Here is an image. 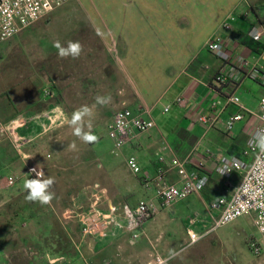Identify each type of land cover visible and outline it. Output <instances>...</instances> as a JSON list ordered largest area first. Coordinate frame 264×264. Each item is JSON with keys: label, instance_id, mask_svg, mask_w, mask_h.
Segmentation results:
<instances>
[{"label": "crops", "instance_id": "0c3cea01", "mask_svg": "<svg viewBox=\"0 0 264 264\" xmlns=\"http://www.w3.org/2000/svg\"><path fill=\"white\" fill-rule=\"evenodd\" d=\"M87 5H83L84 20L90 27V37L97 40L101 52L90 49L82 53L85 60L81 81L76 80L78 61L73 59L74 81L71 86L77 97L82 96L83 102L81 105L68 102L66 108L53 105L49 110L53 116L37 122L32 117L35 123L32 128H11L8 133L0 131V180L5 174L17 177L15 187L4 195V203L27 194L24 182L35 178L31 169L40 165L45 177L55 179L51 188L54 199L49 205L36 202L27 206L22 219V226H38L37 244L83 250V253L67 255L60 264H144L174 248L175 242L172 244L164 234L157 233L154 225L165 209L176 215L178 211L173 209L174 206L185 203L189 208L186 213L188 225L185 226L187 240L184 241L187 246L188 230L200 234L209 229L213 218L219 215V211L208 212L209 203L229 195L239 183L240 174L236 173L232 187L224 186L223 178L215 171L220 158L237 153L242 160L250 161V156H243L247 126L240 133L228 135L220 128L200 125L196 116L207 112L211 101L226 93L237 95L244 88L251 91L249 81L264 84L236 74L230 79L229 86L218 85L215 79L223 65L206 50L208 40L220 32L224 21L235 14L232 29L223 32L226 45L250 60L264 74L261 65L264 49L256 53L241 43V38L255 24L252 7L262 8L264 0H99L98 4L91 2ZM246 12L250 16L243 19L241 15ZM259 14L264 17V8L257 11ZM29 29L32 27L18 36ZM13 38L0 44V51ZM80 85L84 91L82 94L78 93ZM86 89L89 91L85 92ZM98 95L110 96L111 101L98 105L95 102ZM179 97L185 100L183 104L176 102ZM241 103L246 108V104ZM82 106L92 109L90 120L94 134L108 129L114 114L121 109H130L146 120L158 118L159 125L136 135L122 148L127 169L130 158L139 166L147 164L140 149H153L154 157L149 162L154 172H143L148 174V184L142 180L143 174L132 173L133 179L123 177L113 160L94 143H85L75 149L71 147V138L76 137L72 128L68 125L70 128L61 130L59 127L65 125L62 123L64 117L70 119L72 113ZM165 108H169L167 112ZM237 111L235 106L228 107L221 116L222 120ZM16 117V113L4 116L3 125L10 124ZM253 122L255 120H248V124ZM62 135L67 138L66 142L59 140ZM12 138L18 139L20 145L15 147ZM112 152L115 155L113 149ZM89 159L90 162L97 161L98 166H91ZM200 162L205 165L209 176L204 190L168 208H161L155 199L156 191L168 184H180L182 173L196 169ZM95 200L101 210L147 201L154 205V214L144 225V234L135 242L121 232L103 240L84 237L80 231L81 219ZM198 209L204 217L190 213ZM192 219L196 220L194 224H191ZM205 239L190 248L202 246ZM166 258L167 264H221L211 257L181 258L180 262H177L178 258Z\"/></svg>", "mask_w": 264, "mask_h": 264}, {"label": "rangeland", "instance_id": "374dc122", "mask_svg": "<svg viewBox=\"0 0 264 264\" xmlns=\"http://www.w3.org/2000/svg\"><path fill=\"white\" fill-rule=\"evenodd\" d=\"M91 2L98 4L99 0H70L57 10L55 9L56 11L53 10L52 13L49 12L44 15L31 26L32 29L14 37L5 49L0 51V125L4 124L2 121L4 116L16 113L15 120L17 118L25 120L20 127L32 128L35 124L32 117L36 122L52 117L53 114L49 110L53 105L66 108L68 102L77 105L82 104V96L77 97L71 86L74 81L72 77L74 72L73 58L70 56L60 58L53 44L58 40L62 46L66 47L69 41H79L83 46L82 53L89 52L90 49L94 52H101L97 40L90 37V27L84 20L86 15L83 11V5L88 6L87 4ZM259 18L263 20V14H259ZM82 53L79 58L75 59L78 61L76 63L78 72L75 73L76 78L78 77L77 81H81L84 76L83 62L85 58ZM261 63L264 68V60ZM248 84L253 89L251 91L247 88L241 89L237 96L240 101L246 104L248 112L258 114L260 99L264 97V84L259 85L252 81H249ZM45 88L50 89L51 95L43 98L42 91ZM88 91V89L85 90V92ZM83 92L82 85H80L78 93L82 94ZM32 112L34 114H31ZM42 113L45 115L42 116ZM248 120H250V116L245 113L244 119L235 124L234 132L240 133L244 127L250 125ZM154 121L156 125H159L158 118H155ZM67 128H70L67 124L59 127L61 130H67ZM95 135L99 137V140L94 143V146H97L105 156L113 160L123 177L133 179L130 168L125 167L124 157L126 156L125 153L122 154V149L115 155L112 152L114 149L113 141L109 138L108 129L104 128ZM59 140L66 142L67 138L62 135L59 136ZM70 143H74L76 147L85 144L77 137L71 138ZM60 145L62 144L60 143ZM90 150L88 147L89 156L91 155ZM152 151L153 149L148 148L140 149V152L147 159V164L140 166L142 172H154V168L149 162V159L154 157ZM87 161L90 162V159ZM91 161V166H98L97 161ZM99 162L101 163V161ZM12 189L13 187L6 186L4 178L0 180V219L8 221L10 224L8 238L17 242L15 250L3 252L0 250V264H60L67 255H73L79 251L83 253L82 249L77 250L65 246L59 251L56 247H43L41 243L37 244L38 226L35 224L22 226L26 207L33 206L36 202L26 200L27 194H24L16 208L6 211V205L13 199L4 203V195ZM14 209L19 214L16 217L11 216ZM173 209L178 211L176 215H172L168 209H165L154 222V225L157 233L164 234L165 239L171 240L172 244L175 242L174 248L170 252L175 250L179 253L174 258H178L177 262H180L181 258L211 257L218 259L221 264H264V248L259 254L250 248V241L252 240L260 244L264 243V236L255 227L252 216H241L216 229L208 235V238L205 237L207 239H201V241L205 239V244L196 249H191L190 245L185 246L184 242L187 240L185 226L188 225L187 219L189 217L186 216V213L189 208L185 203H180ZM190 213L197 215V217H204L200 209L191 210ZM170 252L160 255L166 258Z\"/></svg>", "mask_w": 264, "mask_h": 264}, {"label": "built area", "instance_id": "2783aa9c", "mask_svg": "<svg viewBox=\"0 0 264 264\" xmlns=\"http://www.w3.org/2000/svg\"><path fill=\"white\" fill-rule=\"evenodd\" d=\"M70 0H0V44H3L13 37L20 34L26 28L39 21L47 13L63 6ZM250 13L241 15L247 19ZM236 20V15H232L224 21L220 27V32L214 34L206 43V50L218 59L223 68L216 76V83L220 86L230 85V79L240 74L244 78H250L264 83V74H261L255 65L244 56L230 50L225 42L223 32L232 29V22ZM255 24L247 32L248 37L259 44L264 41V25L254 19ZM51 95L49 88L42 91V97ZM177 103L183 104L185 100L179 97ZM235 106L237 112L231 114L226 120H222V114L228 107ZM260 111L253 114L247 111L242 105L239 97L234 93H226L223 96L212 100L207 112H200L196 116V121L206 128H220L228 135L234 132V126L237 122L244 119L245 113H248L251 120L255 122L247 126V142L243 156L251 157L250 161H244L233 155H227L220 158L215 167V171L224 180L225 187H232V178L234 174H240L239 183L233 191L222 196L207 206L209 213L219 211V215L213 218L212 225L206 231L198 234L188 230V245H192L205 238L216 229L234 221L235 219L250 215L253 223L259 233L264 236V153L258 148L249 144L257 131H264V97L260 99ZM169 108H165V112ZM25 122L17 118L10 124L0 125V131L8 133L11 128L20 127ZM156 127L153 119H143L140 114H136L130 109L118 110L108 126L109 138L113 141V151L117 152L123 146L130 144L136 135L147 132ZM13 139L14 146H19V140ZM130 171L135 175L143 174L141 167L130 158L127 161ZM180 184H168L156 191L155 199L161 208H168L171 204L182 201L191 195L200 194L209 183V176L205 171V165L200 162L196 169L184 171L181 176ZM145 184H148V174H143ZM7 187H14L17 177L8 175L4 178ZM154 214V205L151 202L139 201L136 205L130 206L124 204L120 207H110L107 210L99 208V202L91 205L90 209L83 215L80 224L81 235L96 239H107L118 233L129 235L132 242L137 241L143 234L144 225L150 221ZM191 220V224L195 223ZM250 247L256 254H259L264 243L260 244L252 240ZM168 259L161 256H154L150 261L144 264H164Z\"/></svg>", "mask_w": 264, "mask_h": 264}, {"label": "clouds", "instance_id": "9594fccd", "mask_svg": "<svg viewBox=\"0 0 264 264\" xmlns=\"http://www.w3.org/2000/svg\"><path fill=\"white\" fill-rule=\"evenodd\" d=\"M53 47L57 49V54L60 58H67L70 56L76 59L80 57L83 51V46L79 41H69L65 47L57 40L54 42ZM110 101V96L105 97L98 95L95 98V102L98 105H106ZM91 116L92 109L89 106H82L72 113L70 119L64 117L62 123L69 125L73 130V135L82 142L92 144L97 142L99 137L92 132ZM86 118H89L87 122ZM249 144L264 153V131H257L249 141ZM71 147L75 149L76 145L73 143ZM31 173H35V178L25 180L23 185L27 192L25 199L30 202H38L41 205H49L54 199L51 188L55 183V179L53 177H45V173L40 165L31 169ZM261 206L264 207V205ZM261 230L264 231V228ZM178 255L179 253L173 250L169 253V259H174ZM164 264H167V262L165 261Z\"/></svg>", "mask_w": 264, "mask_h": 264}, {"label": "trees", "instance_id": "16d2710c", "mask_svg": "<svg viewBox=\"0 0 264 264\" xmlns=\"http://www.w3.org/2000/svg\"><path fill=\"white\" fill-rule=\"evenodd\" d=\"M262 8H264V6ZM262 8H260V7H254L253 8L252 7V12L256 16V20L259 23H261L262 25H264V19L261 20L259 18V16L257 15V11L261 10ZM241 43H243L249 49L256 51V53H260L259 51L264 49V46L262 44H259L257 42L252 41L246 34L243 36V38H241ZM234 155L237 157H240L237 153ZM21 199H22L21 196L13 199V201L9 202L6 205L5 210L7 211L8 209L10 210L11 208H16L17 205L19 204V202L21 201ZM17 215H19V214L14 209L11 216L16 217ZM9 227H10V224L8 223V221H3L2 219H0V250L2 252L15 250V247L17 245V242H15L12 238H8L7 234H8ZM61 249H63V248H58L59 251H61Z\"/></svg>", "mask_w": 264, "mask_h": 264}]
</instances>
